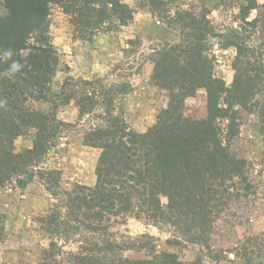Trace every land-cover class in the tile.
<instances>
[{
	"label": "rangeland",
	"instance_id": "1",
	"mask_svg": "<svg viewBox=\"0 0 264 264\" xmlns=\"http://www.w3.org/2000/svg\"><path fill=\"white\" fill-rule=\"evenodd\" d=\"M161 1L153 8L148 0H122L133 10L132 20L127 25L114 20L102 26L92 41L74 38L76 13L68 2L49 5L42 30L30 42L44 44L41 39L47 37L56 52L55 74L46 98L29 99L24 105L38 112H53L64 122L56 145L41 163L43 169L61 172L62 188L55 196L39 178L25 188L14 184L0 188V264H79L71 254L78 252L80 237L72 236L68 243L61 236L52 237L41 221L51 213H65L67 197L62 191L71 192L75 184L95 185L100 150L85 144V132L107 126L111 116H121L137 133L147 132L170 98L169 92L152 80L156 54L194 35L206 38L214 75L228 87L236 75L237 45L248 54L244 61L251 62L253 71L248 76L257 88L246 101L247 107L230 98L232 94H224L220 106L229 113L215 123L226 152L245 162L242 175L248 180L234 178L211 231L202 237L194 235L196 229L189 226H176L177 221L176 225L166 221L156 224L138 201L132 212L120 213L106 223L107 233L127 248L121 253L123 258L151 259L168 252L176 255L178 264H246L238 248L248 236L264 232V0ZM248 5L254 8L244 11ZM6 14L0 0V16ZM68 77H72L71 91L78 97L62 105L58 94ZM90 91L98 104L93 112L81 116L79 96ZM183 111L190 119H207V90L200 88L187 98ZM33 138V131L19 136L14 142L16 151L32 147ZM161 203L166 207L168 199L162 197ZM261 262L264 264V258Z\"/></svg>",
	"mask_w": 264,
	"mask_h": 264
},
{
	"label": "trees",
	"instance_id": "2",
	"mask_svg": "<svg viewBox=\"0 0 264 264\" xmlns=\"http://www.w3.org/2000/svg\"><path fill=\"white\" fill-rule=\"evenodd\" d=\"M3 1L7 14L0 16V55L10 49L13 56L8 61L0 60V188L8 184L25 188L39 178L49 192L58 196L61 172L43 169L41 163L56 145L64 122L53 112H38L24 105L29 99L46 98L55 74L56 52L45 35L41 36L44 44L35 45L30 40L42 30L52 3L68 2L74 8V38L85 41H92L102 26L114 20L127 25L133 10L122 0ZM148 1L153 8L162 4L161 0ZM253 8L248 5L243 10ZM201 36L194 35L157 52L152 80L168 91L170 98L147 132L131 130L121 116H111L107 126L85 132V144L100 150L95 185L75 184L71 192L62 191L67 197L65 213L54 212L41 221L52 237L61 236L67 243L72 236L80 237L78 252L71 254L79 264H178L176 255L168 252L151 259L123 258L121 253L127 248L111 239L106 223L120 213L132 212L138 201L156 224L166 221L176 225L177 221L176 226H189L196 229L194 235L202 237L211 231L234 178L248 180L242 175L245 162L226 152L215 123L229 113L220 106L222 95L230 93V98L247 107L246 101L257 88L248 76L253 68L249 67L250 60L245 62L249 59L245 48L237 45L233 66L236 75L228 87L223 79L215 77L206 38ZM13 60L21 63V69L5 72ZM244 64L248 67L241 68ZM256 78L260 81V76ZM72 84V77L65 79L58 94L62 105L78 97L71 91ZM200 88L208 93L209 116L193 120L185 117L183 109L186 99ZM97 104L92 91L79 96L80 115L93 112ZM30 131L34 134L32 147L17 152L15 140ZM162 197L168 199L166 207ZM55 243L54 238L51 245ZM240 251L246 264H263L264 232L248 236Z\"/></svg>",
	"mask_w": 264,
	"mask_h": 264
},
{
	"label": "clouds",
	"instance_id": "3",
	"mask_svg": "<svg viewBox=\"0 0 264 264\" xmlns=\"http://www.w3.org/2000/svg\"><path fill=\"white\" fill-rule=\"evenodd\" d=\"M13 56V52L10 49L3 50L2 55H0V60L8 61L11 60ZM22 65L19 61L13 60L9 66V68L5 72H18L21 69Z\"/></svg>",
	"mask_w": 264,
	"mask_h": 264
}]
</instances>
